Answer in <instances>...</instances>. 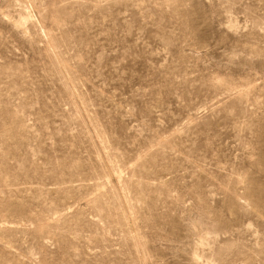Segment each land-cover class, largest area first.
I'll use <instances>...</instances> for the list:
<instances>
[{
	"label": "rangeland",
	"instance_id": "obj_1",
	"mask_svg": "<svg viewBox=\"0 0 264 264\" xmlns=\"http://www.w3.org/2000/svg\"><path fill=\"white\" fill-rule=\"evenodd\" d=\"M0 264H264V0H0Z\"/></svg>",
	"mask_w": 264,
	"mask_h": 264
}]
</instances>
